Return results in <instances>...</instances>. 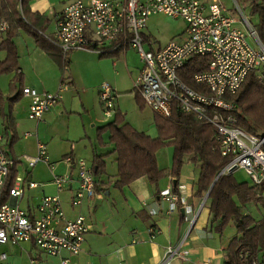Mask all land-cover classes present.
Segmentation results:
<instances>
[{"label":"built area","instance_id":"obj_1","mask_svg":"<svg viewBox=\"0 0 264 264\" xmlns=\"http://www.w3.org/2000/svg\"><path fill=\"white\" fill-rule=\"evenodd\" d=\"M231 1L240 15L242 29L236 25L233 13L222 0H210L208 5L199 0H72L57 19L53 36L48 40L66 60L73 50L100 53L110 44L113 49L124 46L135 49L142 68L133 81V88L142 96L145 105L162 118H170L174 109H180L194 114L200 122L212 125L220 143L221 155L230 156L219 174L228 175L242 169L253 184L262 185L264 198V135L256 136L236 125V104L230 100L251 70L264 69V44L237 1ZM157 13L182 19L185 29L178 40H170L155 50H146L143 48L142 33L148 17ZM192 58H199L205 63L204 70L192 75L196 88L182 80ZM192 65L195 64L191 61ZM64 88V83L53 92H38L24 87L22 94L30 98L27 117L39 121L61 99ZM98 98L103 116L110 118L116 111L115 91L107 83H102ZM29 135L30 132L23 133L24 137ZM1 139L0 135V245L33 243L50 256L63 250L77 255L84 235L90 229L83 215L66 218L58 194L44 195L34 210H23L19 201L25 186L35 187L37 184L19 175L15 176L4 201H1L2 188L15 161L29 168L43 162L51 172V182L57 193L75 183L71 205L76 207L84 199L101 196L95 190L92 168L84 159L66 155L62 162L67 171L56 174L44 144L36 143L35 156L21 155L14 160L2 150ZM159 197L167 202V213L180 207L193 211L185 198L173 191L171 186L161 190ZM195 218L189 222L178 243L166 247L160 264L186 256L183 246ZM148 231L151 236L154 234L153 228ZM257 260L254 259L251 264H260ZM65 262L62 261V264ZM0 264H8L5 252H0ZM30 264L40 263L32 259Z\"/></svg>","mask_w":264,"mask_h":264},{"label":"crops","instance_id":"obj_2","mask_svg":"<svg viewBox=\"0 0 264 264\" xmlns=\"http://www.w3.org/2000/svg\"><path fill=\"white\" fill-rule=\"evenodd\" d=\"M71 1L25 0L24 8L20 12L28 27L27 29L16 28L13 35L18 55V72L21 74L14 82L13 79L17 72L3 74L10 78L7 95H10L11 111L8 118L9 125L3 129L4 134L0 133V135L9 146V154L14 157L24 154L34 155L36 143L39 141L46 145L48 159L51 163L62 161L66 155L83 158L95 172L94 181L101 196L92 200L84 199L79 206L73 207L71 197L76 187L75 183L71 188L61 193L56 192L65 217L73 219L77 215H83L90 226L89 231L84 235L81 250L77 255H71L68 251L63 250L55 256H50L34 246L33 243L2 244L0 252L7 254L8 264H24V258H28L30 261L37 260L41 264H62L64 260L65 264H160L166 247L175 246L189 222L193 217H196L186 244L183 246L186 256L171 259L164 264H222L223 251L228 242L223 241L222 236L220 237L210 230L209 211L203 205L201 208L199 207L203 198L193 197L192 184L197 178L196 170L195 172L180 173L178 179L167 175L155 183H150L146 176H139L126 184H117V153L111 139V127L105 125L118 120L119 124L127 123L136 131L143 132L150 138H158L159 131L155 120L157 115L145 105L142 96L136 93L134 88L129 92H127L129 89L127 88L119 92L132 94L139 108L146 107L154 114L149 127L143 130L137 129L127 120L126 110L122 108L121 104L125 98H128V95L118 96L116 111L110 118H105L106 120L103 118L98 98L99 84L107 80L117 89V87H121L123 80L127 77L131 81L132 78L136 79L142 66L137 65L136 69L132 66L135 49L124 46L116 48L117 50L115 49L114 52L104 56L96 51L73 50L67 56L68 69L62 73L47 47L37 42L31 30L39 28L42 30L39 32L45 38H51L57 19ZM199 1L204 5L210 3V0ZM248 2L245 0L246 5ZM18 8L20 9V5ZM235 20L237 21L236 25L242 29L243 26H239L240 21L236 18ZM6 27L7 23L1 21L0 41L5 36ZM143 34L145 36L143 44H148L146 50L163 47L159 46L160 44L157 48L152 47L148 35L144 32ZM0 52L3 53L0 56V60H2L5 57V51L0 50ZM128 69L135 72L132 74L130 72L127 75ZM61 83H64L65 86L61 99L45 112L39 121L29 119L27 110L30 98L22 95L21 89L31 87L38 92H53ZM116 92L120 94L118 91ZM1 95L0 93V97ZM68 112L78 115L80 123H78L74 134H71L69 129L59 134L56 129L57 123L64 120V114ZM82 113L86 114V120H82ZM7 128L13 131L11 136H9ZM66 128L69 127L65 126L64 129ZM24 132H30L31 135L24 137ZM20 139L23 140L22 143L19 141ZM73 139L78 142L81 140L86 142H81L82 145L73 148L71 144H68ZM165 146L170 147L171 145L165 144L159 148L155 153V159L159 169L169 170L172 163V146L170 147L171 153H168L167 156L170 164L168 162V166H166L167 164L161 166L158 162V155ZM42 164L47 168L44 163ZM60 165L64 166L60 173L66 172L67 168L64 164L59 163L57 168ZM34 167L29 168L24 163L15 165L16 175L21 173V177L37 184L35 187L25 186L19 201V207L27 211L34 210L40 198L47 195L46 187H54L50 180L49 185L34 181ZM168 186H171L172 189L175 187V192L184 197L193 208L192 212L180 207L175 212L167 213V202L161 199L158 193ZM26 191H31V195L27 196ZM197 211L198 213H196ZM149 228L154 230L152 236L148 231Z\"/></svg>","mask_w":264,"mask_h":264},{"label":"trees","instance_id":"obj_3","mask_svg":"<svg viewBox=\"0 0 264 264\" xmlns=\"http://www.w3.org/2000/svg\"><path fill=\"white\" fill-rule=\"evenodd\" d=\"M247 1L249 2L246 7H249L251 15L256 17L255 23L250 21L249 23L264 44V0ZM24 3L25 0H0V22L7 23L5 36L0 41V50L5 51L4 59L0 60V75L17 72L13 82L18 80L17 77L21 74L18 72V55L13 41L14 30L18 27L26 29L28 27L20 12L24 8ZM244 9H241L243 14ZM39 31L42 30L33 28L31 33L38 43L47 47L61 72L65 73L68 69V61ZM142 35L145 38L143 33ZM111 46L112 44L105 46V51L99 54L104 56L114 52L115 49ZM191 61L194 66H191ZM204 66V60L192 58L182 80L196 88L192 82V75L204 70ZM134 91L139 94L137 90ZM230 100L236 104L234 111L236 125L256 136L264 135V69L251 70ZM155 120L159 131L158 138H150L127 123L119 124L118 120L105 125L111 127V139L117 153V184H126L139 176H146L150 183H155L167 175L178 179L183 164L188 160L197 172V178L192 184L193 197L202 199L210 189L203 204L211 217L210 230L220 237L228 227L234 232L224 248L222 264H251L254 259H258V256L262 257L260 264H264V218L253 216L249 210L250 207L258 210L260 206L264 207L262 185L253 184L250 179V182L238 181L233 173L219 175L216 178L230 156L221 155L220 143L213 126L200 122L194 114L174 109L170 118L155 116ZM165 144H170L173 148L169 170L159 169L155 159L156 151ZM6 155L14 160L17 158L9 153ZM15 165L9 168L8 177L2 188L1 201L7 199L8 189L13 186L16 176ZM94 175L93 170V177ZM95 190L100 192L96 183Z\"/></svg>","mask_w":264,"mask_h":264},{"label":"rangeland","instance_id":"obj_4","mask_svg":"<svg viewBox=\"0 0 264 264\" xmlns=\"http://www.w3.org/2000/svg\"><path fill=\"white\" fill-rule=\"evenodd\" d=\"M224 5L226 6V8L233 13V15L235 16L236 19L240 20V15L239 13L235 10L234 8V3H232L231 0H222ZM238 5L240 6L241 9H244V7H246L245 4V0H236ZM261 1V0H260ZM259 1V2H260ZM244 14L246 16H248V19L250 22L255 23L256 21V17L255 15H251L250 9L249 7H246V9H244ZM184 23L182 19H174L171 17H168L166 15L163 14H156V15H151L148 17L147 21H146V29L143 31L144 33H146L150 39V41L152 42V47L157 48L158 44H160L159 46H164L166 43H168L170 40H178L180 33L183 31L184 29ZM239 26L242 27V23H239ZM248 37V36H247ZM248 40L251 42V39L248 37ZM143 48L146 49L148 48V44L144 43L143 44ZM148 50V49H147ZM3 53L0 52V56H2ZM134 64L132 65L135 69L136 66H142L141 60L137 54L136 51H134ZM131 74L135 71L128 69L127 70V75L128 73ZM135 75V73H134ZM125 77V76H123ZM9 76L8 75H0V93L2 94L0 97V133L4 134V128L7 127V125H9V114H10V106H11V101L9 99L10 95H7L8 92V82H9ZM127 79V80H126ZM123 80L121 87H113V84L110 81H102L99 86H101L102 83H107L108 85L111 86V88L115 91H121L124 89H128L127 92H129L131 89H133V80L135 78L129 79L128 77ZM129 81V82H128ZM131 83V84H130ZM100 90V89H99ZM115 91V95L116 98L119 97H124L128 95V98H125L121 104L122 108H124L126 110V118L127 120L133 125L135 126L137 129H146L149 127V125L152 123L153 120V113L148 109V108H139L135 101H134V97L132 94H127L126 92H119L120 94H118ZM68 114V115H67ZM103 114V113H102ZM82 120H86V114L82 113ZM105 119V117H103ZM80 117L76 114H73L71 112H68L66 114H64V120H60L57 123L56 129L58 130L59 134H62V132H66L67 129H69V132L72 134H74L76 132V128L78 126V123H80ZM106 120V119H105ZM65 126L69 127V128H65ZM8 134L9 136H11L13 134V131L10 128H7ZM1 148L4 151L5 154L9 153V146L7 145L6 141L4 140V138L1 140ZM21 143L23 142L22 139L19 140ZM41 141V140H40ZM80 141V140H79ZM81 142H86L85 140H81ZM81 142H78L77 140L73 139V141L71 140V142H69L68 144H71L73 146V148H76L78 145H82ZM42 143V142H40ZM44 144V143H42ZM45 145V144H44ZM46 147V145H45ZM171 147V146H170ZM169 146H165L162 151L160 152V154L158 155V162L161 166H164L165 164H167L166 166H168L170 164V161H168L169 159H167L168 153H171V148ZM47 149V148H46ZM36 154V153H35ZM34 155H27L24 154L26 156H35ZM83 159V158H82ZM188 161V160H187ZM185 161V163L182 166L181 169V173L183 174L185 171L190 172L193 171L195 172L194 169V165L189 163V161L187 162ZM169 162V164H168ZM43 162H38L37 165L34 167L33 169V180L37 181V182H43V183H50L51 182V172L49 171V168L45 167L43 164ZM62 163V161L60 160L59 162H53V164L55 165V173L56 174H63L64 172L60 173L61 170L64 169L63 165H60L57 168V165ZM164 164V165H163ZM48 169V170H47ZM73 175H75V172L72 173ZM234 177L238 180V181H247L250 182L248 175L241 169V170H235L233 173ZM19 176H22L21 173H19ZM50 180V182H49ZM52 184V182H51ZM49 185V184H48ZM53 185V184H52ZM54 186V185H53ZM55 186H48L46 187V194L47 195H56V188ZM26 195L30 196L31 195V191L27 192L26 191ZM250 212L253 216L259 217V218H264V208H260L255 209V208H251L250 207ZM188 228V227H187ZM186 228V230H187ZM232 228H226V231L224 232L223 236L221 237L223 241L228 242L232 236H233V231L231 230ZM185 230V231H186ZM185 233V232H184ZM183 233V234H184ZM188 236V235H187ZM188 239V237H186ZM258 263H260L262 257L258 256ZM25 262L24 264H30V260L28 258H24ZM41 264V263H40Z\"/></svg>","mask_w":264,"mask_h":264},{"label":"water","instance_id":"obj_5","mask_svg":"<svg viewBox=\"0 0 264 264\" xmlns=\"http://www.w3.org/2000/svg\"><path fill=\"white\" fill-rule=\"evenodd\" d=\"M219 175H220V174L218 173V175L216 176V178H217ZM174 183H175V181H174ZM211 186H212V185H211ZM210 188H211V187H210ZM209 191H210V189H209V190L207 191V193L204 195V197H203V201H202V205H203L205 199L207 198Z\"/></svg>","mask_w":264,"mask_h":264}]
</instances>
